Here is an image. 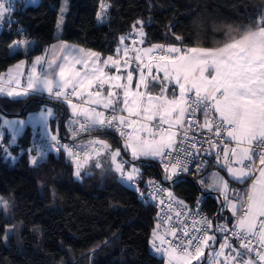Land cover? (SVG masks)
<instances>
[{
	"label": "trees",
	"instance_id": "16d2710c",
	"mask_svg": "<svg viewBox=\"0 0 264 264\" xmlns=\"http://www.w3.org/2000/svg\"><path fill=\"white\" fill-rule=\"evenodd\" d=\"M64 1L71 5L75 0H40L37 4L17 0L6 12L0 31V73L15 62L10 50L15 39H25L22 57L27 67L45 51L54 40ZM104 1L107 16L99 21ZM263 12L264 0H78L62 37L102 56L113 54L121 36L135 27H142L143 36L134 33L145 45L216 48L234 40L224 41L225 29L238 37L239 29L257 27L255 22ZM229 24L233 27L227 28ZM148 83V91L159 84ZM48 105L55 109L50 118L53 130L65 135L63 118L70 112L66 103L46 93L0 94V114L8 116H23ZM32 134L27 127L11 144L0 140V195L5 199L0 207V264H165L150 249L158 224L156 208L139 197L137 186L118 178L108 151L102 153V161L82 169L78 177L75 163L79 160L60 149H51L33 164ZM93 134L117 147L120 159L137 165L145 176L165 180L167 174L158 157L133 160L125 136L116 130ZM210 166L225 171L222 164ZM230 183L234 192L247 186V181ZM173 187L188 201L205 194V206L217 220L230 218L232 212L222 207L223 195L200 184L197 174L174 175ZM216 240L214 250L220 240L217 234ZM207 255L208 251L193 264H203Z\"/></svg>",
	"mask_w": 264,
	"mask_h": 264
},
{
	"label": "snow or ice",
	"instance_id": "6c2138e0",
	"mask_svg": "<svg viewBox=\"0 0 264 264\" xmlns=\"http://www.w3.org/2000/svg\"><path fill=\"white\" fill-rule=\"evenodd\" d=\"M64 10H61L62 14ZM7 11L8 5L0 0V21L4 20ZM142 23L137 22L140 25ZM257 29L253 38L246 37L244 40L227 43L222 48H191L181 54L180 48L170 46L163 54L150 56L147 62L149 73L155 61L156 68L163 72L164 79L174 81L178 85V98L169 100L163 92L160 96L148 95L149 83L143 73L135 91L129 87L133 80L131 71L126 74L128 83H123L124 78L119 74L122 62L118 57L121 52L127 57L129 49H121L119 46L117 58L108 56L101 59L100 53L91 50L79 49L80 55H73L72 51H69L63 58L65 62L57 65L58 71L52 69V62H49L48 67L51 71L41 76L36 75L35 65L42 63V58L37 57L25 92L8 91L7 94L13 96L27 94L28 90L46 91L49 96L66 103L74 116L85 117V122L80 124L82 131L87 132L96 126L116 128L126 137V147L130 149L133 160L140 157L163 158L175 154V159L165 166V171L171 172V175L165 176V180L171 179L172 175L189 171L188 158L192 157L194 160L200 154L203 143H208L210 149L220 147L227 162L229 177L237 183H245L258 171L259 179H255L250 190L237 200L228 195L230 190L228 182L218 174H213L212 187L221 192L225 202L222 207L226 206V210L231 211L235 218L231 226L227 221L213 225L206 217H201V220L194 221V224L202 223L207 226L206 228L193 227L191 233L188 230L174 228L170 235L175 243L168 241L166 248L163 247L164 239L156 236L154 232L153 247L166 256L167 264H192V261H198L204 255L205 248L217 243L215 233L219 232L224 234L223 242L220 243L219 251L213 253L215 257H225L219 264H264V54L254 60L249 59L248 55L257 43L264 41V17L261 18ZM139 34L143 36L142 27ZM156 47L160 46L144 49L135 59L143 62V57L149 56ZM109 65L116 70V75L104 70ZM194 68L200 69L199 78L190 79ZM16 83L19 84V81ZM140 85L144 91L140 90ZM113 89L122 90V100L120 91ZM2 91L4 89L0 88V92ZM191 92L195 94L193 104L196 108L202 106L206 117L208 110L211 109L218 114V118H206L203 124H199L195 114L196 108H193L186 99L187 94ZM73 98L83 100L89 105L102 106L111 112L105 115V112L97 111L93 107L81 108L73 102ZM121 104L123 107H120ZM118 107L121 112L126 111L128 117L142 116L149 122L155 120V125L149 123L140 125L138 129L134 128V131L146 133L150 138L125 133L124 126L133 128L136 121L124 115L116 116L114 113ZM188 113H191V116L186 118ZM51 116L53 110L46 108L42 111L39 122L46 126L47 119ZM185 123L188 127L181 132L180 129ZM165 125L167 127H164ZM197 128L201 133L205 131L211 133V136L205 139L202 135L201 139L197 140L195 132L192 131ZM189 132H192L191 139ZM157 133H160L159 139L155 138ZM51 139L56 142L58 136L52 135ZM222 141L224 145L234 146H221ZM93 143L104 145L103 141ZM119 156L120 150L113 152L112 161L116 165V170L123 176L127 162H117ZM217 156L219 158V153ZM32 163H36L35 158ZM138 175L139 169L132 166L131 171L127 173V180L133 181ZM147 183L158 192L164 191L155 185L154 181L150 180ZM168 195L172 196L170 192ZM181 215L183 213L177 211L176 216ZM229 237L237 241L238 246H233ZM156 239L160 240V246L155 244Z\"/></svg>",
	"mask_w": 264,
	"mask_h": 264
},
{
	"label": "built area",
	"instance_id": "2783aa9c",
	"mask_svg": "<svg viewBox=\"0 0 264 264\" xmlns=\"http://www.w3.org/2000/svg\"><path fill=\"white\" fill-rule=\"evenodd\" d=\"M6 0H2V2H5ZM15 6L14 2H9L8 7L9 9H12ZM139 40V36L136 33H133L130 35L129 42L123 46V48L129 49V51L133 48V44H135ZM166 52V49L163 47L158 48L157 50L153 51V56H159ZM123 53V52H122ZM143 59L146 61L147 59L143 57ZM186 99H188V103L192 104L193 108H196V105L193 104V101L196 99L194 93H188ZM111 110L106 111V115H109ZM116 116L123 115L122 112H119L116 110L114 113ZM196 117L198 118L199 124H203L205 119H214L218 118V114L214 113L211 109L207 112V117L205 116L204 108L201 106L199 108H196ZM191 113L186 114V118L190 117ZM158 119V118H157ZM85 122V117L83 116H74L72 114V111L68 112L65 117L63 118V125L65 129V135L63 134H56L58 136V141L54 142L51 137H43L41 135H33L30 147L33 148V152L31 155V160L33 158L37 159L39 155L42 157L46 155L51 149H60L65 151L67 157L72 158L74 160H81L83 159L87 154L91 153L92 151L100 148L105 149H112V145L108 143L106 140L102 139L99 135L93 134L94 131L101 130V129H113L116 130V128H108L107 126L100 127L96 126L95 128H90L89 131L85 132L80 129V124ZM153 125L156 124V121L151 122ZM164 127H167L165 125ZM188 124L185 123L184 127L180 129L181 132H183L185 129H187ZM127 130V125L124 126V131ZM119 132L118 130H116ZM193 132L196 134L197 140L201 139V136L206 139L208 136H211V133H207L206 131L201 133V131L197 129H193ZM120 133V132H119ZM146 136L147 134L144 133ZM192 138V132H189V139ZM94 141H103L104 145H107V147H104V145L99 143H93ZM187 147V144L184 145ZM221 146H227V147H233V145H224L223 141L221 142ZM217 153H219V158L217 156ZM175 159V154L168 157H158L159 163L163 166L165 169V166L169 164L170 161H173ZM189 160V171L187 172H180L178 174H187V173H194L197 174V181L202 184L205 188L219 192L214 190L212 187L214 176L213 174H218L220 177H223L224 180H227V176L225 171H223L221 168L217 166H210L213 164H222L223 162H226L224 160V153L220 150V147L217 148H209L208 143H203V147L200 149V154L195 157L193 160L192 157L188 158ZM120 161L127 162L125 164L124 168V175L122 176L120 172H118V178L123 181L126 184L129 185H135L139 188V197L148 204L153 205L156 208L157 211V218H158V224L157 228L155 229L156 236L161 237L164 239L165 243L163 247L168 246V241H172L173 237L170 235V232L174 228L183 230H188L190 233L192 232L193 227H207L206 225L202 223H195L194 221H200L201 217H206L208 221H211L213 225L216 224H223L225 221L229 223V226H231L232 223L235 222V218L233 217V214H231L230 218L227 220H217L214 216V214L210 213L208 208L205 206L206 203V196L203 193H200L197 195L194 201H188L185 198L179 196L173 187V176H171V179L168 180H162L159 177L155 175H144L141 168H139L137 165L131 163L128 159H120ZM132 166H135L139 169L140 175L136 176L133 181L127 180V173L131 171ZM167 175H171V172H166ZM177 175V174H176ZM154 181L155 185L159 186V188L164 189V191H157L155 187L149 186L148 181ZM229 189L230 192L228 195L232 197L234 200H237L240 196H244L246 192H248V187L246 185L241 186L236 192H234V188L229 183ZM171 193L172 196L169 197L168 193ZM236 194L235 196L233 194ZM246 198V196H245ZM161 201L164 203L162 204ZM183 202V203H178ZM177 211H180L183 213V215L177 217L176 213ZM159 234V235H158ZM195 234V233H193ZM220 236L219 243L215 249V251H219L220 243L223 242V233L216 232L215 235ZM230 242L233 244V246H238V242L233 240L231 237H229ZM154 238L151 240L150 249L162 256L164 258L165 264H167L166 256L162 252H157L155 248L153 247ZM155 244L157 246H160V240L156 239ZM227 252V249L225 250ZM254 255V254H253ZM222 257V256H220ZM219 257H215L217 259Z\"/></svg>",
	"mask_w": 264,
	"mask_h": 264
},
{
	"label": "crops",
	"instance_id": "0c3cea01",
	"mask_svg": "<svg viewBox=\"0 0 264 264\" xmlns=\"http://www.w3.org/2000/svg\"><path fill=\"white\" fill-rule=\"evenodd\" d=\"M16 1L17 0H6L4 3L6 5H8L9 2L16 3ZM20 1H25L26 3L37 4L40 0H20ZM77 3H78L77 0L73 1V3L71 5H67L66 1H64L62 3L61 7L64 5L63 7H65V9L67 10L66 11L65 23L68 20V18L70 17V15L73 12V10L75 9V6L77 5ZM102 6L104 7V12L101 13V11H100V15L102 14V16L104 17V20H102V21H105L106 20V16H107L106 10H107V7H108L107 2L104 1ZM255 23L259 25V23L257 21ZM1 28H2V22L0 21V31H1ZM134 32L135 31H131L130 33L122 35L121 38H120L118 46L120 48H123V46H125V44L129 42L130 34L134 33ZM122 38H123V40H122ZM237 41H240V39H234L232 41H229L228 43L237 42ZM24 43H25V39H15L10 44L11 54H12L13 58L15 59V62L11 66H9L5 71L0 73V88L4 89V91L0 92L1 95H8L7 94L8 91H14V92H20V93H24L25 92L29 76L32 74V69H33V66H34V62L36 61L37 57H41L42 58V63L39 64V65H35V67H36V75L37 76H41L43 73L51 71L49 69V67H48L49 62H52V69H55L56 71H58L57 65L58 64H62V63L65 62L63 58L69 54V51H72L73 55H80V53L78 51L79 49H84L86 51L87 50H91V51L100 53L97 50L85 47V46L80 45L78 43H73V42H69V41L65 40L62 37V33H61L58 36L54 35V40L47 46L45 51L42 52L41 54L36 55L34 57L33 61L27 67L26 60H25L24 57H22V52H23V49H24ZM65 46H67V48ZM153 46H160V47H163L165 49H167L170 46H174V47H177V48L181 49V54H184L185 52H187L191 48L215 49V48H210V47H198V46H190V47L183 48V47L178 46V45H165V44H160V43L152 44V45H145V44H143L142 40L139 39L135 44H133V48L128 52L127 57H125L123 55V53L121 52V54L119 55L118 58L122 62V65H121V68H120V71H119V74L124 78L122 82L123 83H128L127 80H126V74H127L128 71H131L133 73V80L130 83L129 87L133 91H135L137 89V86L139 85L140 76L143 73V75L145 76L147 81L151 80V81H156L157 83H159V84L155 85V88H156L155 90H152V89L149 90V91L147 90V94L148 95H152V96H160L162 94V92H163V95L169 100L179 97V87H178V85H176L174 83V81L170 82V81H167V80L164 79L163 72L159 71L156 68L155 61H153L152 70H151V73H149L148 67H147V62H148V59L150 58V56H153V52L151 54H149V56H144V58L147 59L146 61L143 59V62H141V61H138V60L135 59L136 55L142 53L144 49L152 48ZM224 46L225 45L220 46V47H216V48H222ZM160 47H156L154 49V51L157 50ZM116 53H117V50L113 54H109L107 56H102L101 55V59L107 58L108 56H113L114 58H117L116 57ZM259 58H257V59H259ZM100 66L103 67V65H100ZM104 70L107 71V72H110L112 75H116L117 74L116 70L112 69L111 65H109V67L105 68ZM193 73L196 74V75L193 76V79L199 78L200 69L199 68H194L192 70V74ZM153 77H155V80H153ZM17 80L19 81V84L16 83ZM174 86H176L177 89H175L176 87H174ZM140 90L144 91L142 85H140ZM113 91H120V99L121 100L123 99L122 90L113 89ZM30 92L48 94L46 91H36V90H28L27 94L30 93ZM191 93H194V92H191ZM24 95H26V94L13 95V96L17 97V96H24ZM146 98L147 97L145 96V100H146ZM73 102L78 104L81 108H85V107L96 108L97 111L105 112V115H106V111L107 110H105L102 106L89 105L87 103H84L83 100H77L75 98H73ZM49 106H51V105H49ZM120 107H123V105L121 104ZM120 107H118L116 109L119 112H121L120 111ZM46 108H47V106L44 107L43 109H46ZM68 108H69V111H72V109L69 106H68ZM51 109H53V111L55 113V109H54L53 106H51ZM30 113L31 112H28L27 114H25L23 116H8V115H5V114H0V140L3 139L4 143H8L10 141L14 142L16 137L18 136V135L16 137L14 136L16 134L15 127L19 126V124L21 122L20 119H22V118H24L25 123H27L26 128L27 127H31L32 128V130H33L32 137L35 134L41 135L43 137H49V136L51 137L52 135L58 134L57 131L53 130V128H52V126L50 124V121L47 124V126L44 127L45 130H46V133L42 134V132H41L42 124L39 122V117H40L41 113L39 114L37 119H33L30 116ZM122 114L128 119H134L136 121V124L134 125V127L133 128L127 127V130H126L125 133H131L134 136L135 135H141L142 138L148 137L147 135L145 136L144 133L134 131V128L138 129L140 127V125L149 124L151 122L145 120L142 116L128 117V113L126 111L122 112ZM173 115L175 116L176 114L174 113ZM32 120H35V121H32ZM158 134H160V133H157L156 135H158ZM125 139H126V137H125ZM116 150H119V149L117 147H114V146H112L111 150L110 149L107 150L105 148L96 149V150L92 151L91 153L87 154L83 159H81L79 161L80 162L86 161L83 169H85V168L87 169L92 164H94L96 162H100V161H102L104 159V156L102 154L104 151H108L111 154V156H112V153L115 152ZM130 153H131V151H130ZM222 165L225 168V173H226V176H227V180L230 183V181L232 179L229 177V174L227 172V162H223ZM258 168H259V163L257 161V169ZM255 179H259V172L258 171L255 172L253 178L247 180L248 191L250 190L251 185H252V183H253V181ZM229 192H230V190H229ZM210 248H212V247L204 249V254L205 255H206L207 251H208V254H209ZM224 259H225L224 256L219 257L217 259H215V256H214V258L209 261V264H219V262L224 260ZM194 261H192V264H193ZM206 261H208V258H207Z\"/></svg>",
	"mask_w": 264,
	"mask_h": 264
},
{
	"label": "rangeland",
	"instance_id": "374dc122",
	"mask_svg": "<svg viewBox=\"0 0 264 264\" xmlns=\"http://www.w3.org/2000/svg\"><path fill=\"white\" fill-rule=\"evenodd\" d=\"M78 1V0H77ZM64 6V5H63ZM60 7V11H59V13H58V19H57V23H56V28H55V36H58V35H60L61 33H62V31H63V28H64V25H65V18H66V9H65V7ZM62 9H65L64 10V12H63V14H62ZM101 13H103L104 12V7L102 6L101 7ZM98 20L99 21H102V20H104V17L102 16V14L100 15V12H99V15H98ZM262 17H264V12L260 15V17L256 20L258 23H260V21H261V18ZM139 29H140V27H135L133 30L135 31V32H137L138 34H139ZM140 35V34H139ZM47 108H51V106H47ZM44 109H41V111L39 112V111H31V113H30V116L33 118V119H37L38 118V116H39V114L40 113H42V111H43ZM53 110V109H52ZM54 111H53V116H54ZM53 116H51V117H53ZM51 117H49L48 119H47V122H46V126H47V124L49 123V121H50V118ZM20 118V117H19ZM20 121L21 122H23V123H20L19 124V126L18 127H15V129H16V134L14 135L15 137L17 136V135H19V134H21L24 130H25V128H26V125H27V123H25V120H24V118H22V119H20ZM32 121H35V120H32ZM34 123V122H33ZM41 123V122H40ZM42 124V123H41ZM45 124H42V126H41V128H42V130H41V132H42V134L43 133H46V130H45ZM45 131V132H44ZM50 137V136H49ZM146 138H150V137H146ZM156 139H159L160 138V134H158V135H156V137H155ZM9 144L10 143H12L11 141L10 142H8ZM124 143H125V146H126V144H127V140L125 139V141H124ZM8 145V144H7ZM7 145H5V149H4V152L6 153L7 151H8V146ZM29 147H30V145H29ZM31 148V147H30ZM128 149V148H127ZM128 150H130V149H128ZM117 162H119V157H117ZM85 163H86V161H84V162H80V161H76V170H75V174H76V176H80V172H81V170L84 168V165H85ZM113 169H114V171L115 172H118L117 170H116V165H115V163L113 162ZM77 172H79V175H77ZM132 186H135V185H132ZM5 203V199L0 195V207L3 205ZM215 251L213 250V248H210V251H209V254H208V261H206V262H204L203 264H209V261L210 260H212L213 258H214V253ZM204 256H205V254L203 255V256H201L200 257V259L201 258H204ZM208 262V263H207Z\"/></svg>",
	"mask_w": 264,
	"mask_h": 264
},
{
	"label": "clouds",
	"instance_id": "9594fccd",
	"mask_svg": "<svg viewBox=\"0 0 264 264\" xmlns=\"http://www.w3.org/2000/svg\"><path fill=\"white\" fill-rule=\"evenodd\" d=\"M233 25L229 24L227 25V28H232ZM258 29L257 27H253L252 25H249L243 29H239V36H232L230 35V33L225 29V42H227L230 39H240V40H244L246 37L251 39L254 37V35L257 33ZM264 54V41H261L259 43H257L252 50L249 51L248 55H249V59H257L259 57H261V55ZM181 75L183 76V73H181ZM196 74H192L191 77H189L190 79H193V76Z\"/></svg>",
	"mask_w": 264,
	"mask_h": 264
},
{
	"label": "water",
	"instance_id": "95a60500",
	"mask_svg": "<svg viewBox=\"0 0 264 264\" xmlns=\"http://www.w3.org/2000/svg\"><path fill=\"white\" fill-rule=\"evenodd\" d=\"M42 158L41 155L38 156V158L36 159V162L39 161Z\"/></svg>",
	"mask_w": 264,
	"mask_h": 264
}]
</instances>
